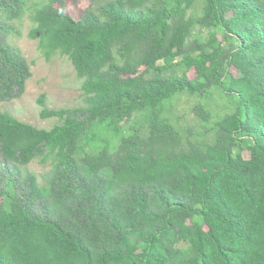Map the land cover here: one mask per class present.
<instances>
[{
	"label": "trees",
	"instance_id": "1",
	"mask_svg": "<svg viewBox=\"0 0 264 264\" xmlns=\"http://www.w3.org/2000/svg\"><path fill=\"white\" fill-rule=\"evenodd\" d=\"M29 1L0 0V101L32 75L11 42ZM67 4L35 2L28 36L70 59L86 105L42 94L51 128L0 108V264H264V0ZM214 90L236 102L220 119ZM180 93L202 136L167 113ZM36 158L44 184L21 170Z\"/></svg>",
	"mask_w": 264,
	"mask_h": 264
},
{
	"label": "rangeland",
	"instance_id": "2",
	"mask_svg": "<svg viewBox=\"0 0 264 264\" xmlns=\"http://www.w3.org/2000/svg\"><path fill=\"white\" fill-rule=\"evenodd\" d=\"M38 0H31L27 3L26 13L17 24L18 33L12 37L11 42L22 52L30 64L31 77L27 80L25 91L22 96L7 101H0V108L9 112L20 121L32 124L39 128H51L61 122L58 117L42 118L40 112L43 106L39 103L42 94L45 95L46 106L51 109L78 108L86 105L85 94L82 89L83 79L77 76L76 70L70 59L56 52L50 59H47L39 47L37 39L28 36L29 30L34 22L31 17V9ZM92 0H68L67 9L75 17L79 18L83 10L91 4ZM206 34V31H201ZM191 77L195 75L192 69L188 73ZM214 90L204 96V102L209 105L213 112L212 117L222 118L228 111L236 107L234 95ZM180 97L167 100V113L177 121L179 126H193L199 136L204 134L201 129V119L195 114L194 107L201 97L197 95L179 94ZM170 104L173 106L170 107ZM149 109L146 108L138 114L137 125L141 126L143 132H147L146 126L149 117ZM219 115V116H217ZM212 120H214L212 118ZM212 120L204 123L205 126L212 124ZM211 126V125H210ZM210 137V135H208ZM248 156V152H245ZM1 158V156H0ZM51 169L50 162L42 163L39 158L29 164L22 166L23 173L31 172L36 174L40 184L45 183L46 177Z\"/></svg>",
	"mask_w": 264,
	"mask_h": 264
}]
</instances>
